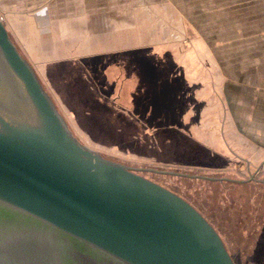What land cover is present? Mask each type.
Instances as JSON below:
<instances>
[{
	"label": "rangeland",
	"instance_id": "1",
	"mask_svg": "<svg viewBox=\"0 0 264 264\" xmlns=\"http://www.w3.org/2000/svg\"><path fill=\"white\" fill-rule=\"evenodd\" d=\"M84 11L111 33L84 40H110L117 48L86 60L85 100L79 93L80 102L70 101L69 85L55 76L56 69L35 68L70 129L106 157L194 175L142 173L199 210L236 264H264V154L252 158L250 148L230 146L235 141L230 119L218 109H213L216 115L207 126L200 114L179 116V132H136L129 123L102 121L115 108L156 124L154 91L157 81L173 70L172 60L235 61L244 59L243 49L245 58L264 60V0H92L84 2ZM200 49L206 50V57ZM70 81V87L78 85L76 76ZM95 96L104 100L106 110L95 106ZM171 119H162L168 128Z\"/></svg>",
	"mask_w": 264,
	"mask_h": 264
},
{
	"label": "water",
	"instance_id": "2",
	"mask_svg": "<svg viewBox=\"0 0 264 264\" xmlns=\"http://www.w3.org/2000/svg\"><path fill=\"white\" fill-rule=\"evenodd\" d=\"M70 129L0 16V264H236L214 226Z\"/></svg>",
	"mask_w": 264,
	"mask_h": 264
},
{
	"label": "crops",
	"instance_id": "3",
	"mask_svg": "<svg viewBox=\"0 0 264 264\" xmlns=\"http://www.w3.org/2000/svg\"><path fill=\"white\" fill-rule=\"evenodd\" d=\"M84 2L92 0H0V16L18 49L27 53L24 55L34 69H56L55 76L68 83L69 87L73 83L70 79L77 77L78 85L68 87L70 101L75 105L82 98L79 93L83 99L86 97V85L89 84L86 60L95 54L117 49L110 40H84L86 36L111 34L109 26L96 25L95 15L85 13ZM208 48L206 50L211 52ZM206 50L200 49L205 57ZM244 54L243 49L241 57L244 59L235 61L210 58L172 60L173 70L157 81L154 91L156 124L142 122L115 108L109 109L108 116L105 113L102 121L129 123L133 126L129 129L136 132H179L182 130L179 116L192 115L195 118L200 114L207 126L216 115L213 109H218L220 115L230 119L229 129L238 142L234 141L235 144L233 142L230 146L250 148L252 158H259L264 154V60H249ZM96 97L95 106L106 110L104 100ZM169 109L171 114L167 112ZM169 115L172 117L171 128L163 123L164 117ZM205 126L204 129L209 130Z\"/></svg>",
	"mask_w": 264,
	"mask_h": 264
}]
</instances>
